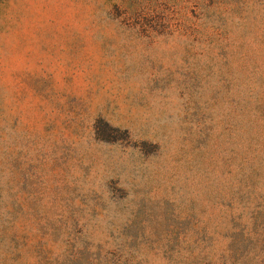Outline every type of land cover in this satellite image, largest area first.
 <instances>
[{
  "label": "rangeland",
  "instance_id": "1",
  "mask_svg": "<svg viewBox=\"0 0 264 264\" xmlns=\"http://www.w3.org/2000/svg\"><path fill=\"white\" fill-rule=\"evenodd\" d=\"M0 264H264V0H0Z\"/></svg>",
  "mask_w": 264,
  "mask_h": 264
}]
</instances>
